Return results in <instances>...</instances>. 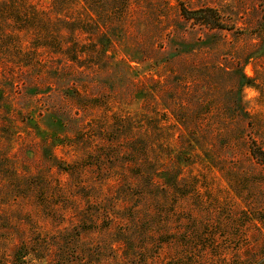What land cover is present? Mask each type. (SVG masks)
I'll return each mask as SVG.
<instances>
[{
	"label": "rangeland",
	"instance_id": "374dc122",
	"mask_svg": "<svg viewBox=\"0 0 264 264\" xmlns=\"http://www.w3.org/2000/svg\"><path fill=\"white\" fill-rule=\"evenodd\" d=\"M28 1L0 0V264H264V0Z\"/></svg>",
	"mask_w": 264,
	"mask_h": 264
},
{
	"label": "trees",
	"instance_id": "16d2710c",
	"mask_svg": "<svg viewBox=\"0 0 264 264\" xmlns=\"http://www.w3.org/2000/svg\"><path fill=\"white\" fill-rule=\"evenodd\" d=\"M12 4L10 5L9 4V8H10V14L13 16V18H15L14 20H18V22L22 23L24 22V18H23V15L25 14V11H28L30 8V3L28 0H12L11 2ZM184 15L187 17V18H191V15L189 14V10H187L185 7H183L182 9ZM200 12H202L204 15V22L207 23V24H211L213 25L214 27H223V23H221L220 20H218V15L215 11V9L213 8H206V9H201V10H198ZM8 12V11H7ZM212 14V15H211ZM209 16H216L215 20L216 21H210L212 20V17H209ZM29 22V24H31L32 22L31 21H27ZM23 24V23H22ZM36 24V23H35ZM21 30H26L25 29H13L12 31V35L11 37L15 38L17 37L15 40L16 41H20V37H21V33L22 31ZM20 36V37H19ZM19 37V38H18ZM248 148L251 152V155L256 159L258 160L260 163L264 164V147H262L258 142L257 140H253L252 143H250L248 145Z\"/></svg>",
	"mask_w": 264,
	"mask_h": 264
}]
</instances>
